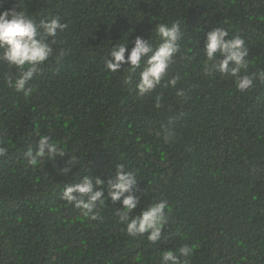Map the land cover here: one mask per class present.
<instances>
[{
  "label": "trees",
  "instance_id": "obj_1",
  "mask_svg": "<svg viewBox=\"0 0 264 264\" xmlns=\"http://www.w3.org/2000/svg\"><path fill=\"white\" fill-rule=\"evenodd\" d=\"M16 2L66 27L50 38L53 55L28 95L9 87L15 69L0 64V264H160L185 245L192 255L181 264H264V80L256 75L264 72V0H0V11ZM173 21L185 29L180 50L161 85L140 97V69L111 72L105 59L137 36L155 46V26ZM215 27L245 40L250 90L205 74L204 42ZM44 136L65 156L36 155ZM71 155L81 166L63 176ZM116 163L138 178L131 217L167 201L157 244L127 234L119 202L98 204L92 220L62 199L65 184L110 179Z\"/></svg>",
  "mask_w": 264,
  "mask_h": 264
},
{
  "label": "clouds",
  "instance_id": "obj_2",
  "mask_svg": "<svg viewBox=\"0 0 264 264\" xmlns=\"http://www.w3.org/2000/svg\"><path fill=\"white\" fill-rule=\"evenodd\" d=\"M65 27L58 16L37 19L23 10L17 2L14 7L0 11V64L7 62L9 69H15V74L8 77L9 87L18 93L29 94L30 82L53 55L50 38L56 37L58 31H63ZM155 33L159 38L155 46L150 38L137 36L132 41L112 46L105 59V67L111 72H117L125 66L131 74L140 69L139 79L135 82L136 92L140 97L153 93L161 85L180 50L179 42L184 37L185 29L181 28L179 21H173L157 24ZM130 43L134 46L129 49ZM203 52L206 57L203 69L205 74L220 73L234 77L240 92L253 88V76L241 74L247 73L248 70V48L243 38L230 37L225 28L215 27L207 31ZM256 75L264 80V72ZM168 84L175 87L177 80L173 78ZM177 95L183 96L184 93L180 91ZM156 106L160 107V103ZM161 134L164 142H168L171 135L164 132ZM0 151L3 149L0 148ZM65 154L57 144L51 142L50 137L44 136L38 140L36 155L48 156L54 160L64 157ZM27 157L30 163H35L31 151L27 153ZM81 160V157L71 155L65 166L59 169L60 174L68 176L74 167L81 166ZM114 170V177L107 180L101 176L84 175L78 182L65 184L62 199L73 204L92 220L99 219L95 212L98 204L103 205L108 199L114 204L119 202L121 208L117 209V212L120 222L126 226L127 234L132 237H145L148 233L147 240L157 244L164 236L162 230L165 224L169 223L167 201H153L143 207L139 215L131 217L130 213L140 203L139 198L133 194L138 178L122 163H116ZM179 253L180 256L190 257L192 249L185 245L179 249ZM180 256L173 251H166L160 264H181Z\"/></svg>",
  "mask_w": 264,
  "mask_h": 264
}]
</instances>
